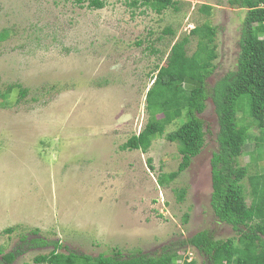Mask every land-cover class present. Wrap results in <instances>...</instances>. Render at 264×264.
Segmentation results:
<instances>
[{"label":"rangeland","instance_id":"rangeland-1","mask_svg":"<svg viewBox=\"0 0 264 264\" xmlns=\"http://www.w3.org/2000/svg\"><path fill=\"white\" fill-rule=\"evenodd\" d=\"M132 1L91 8L86 0H0V33H7L0 36V264L33 263L54 248L155 254L204 228L215 238L235 235L210 205L218 130L210 98L199 114L205 144L166 186L157 176L177 169V143L161 137L145 152L121 145L147 122L145 94L157 67L171 63V46L195 26L216 27L208 85L236 69L247 8L181 0L177 11L158 13ZM196 43L190 36L189 55H197ZM14 84L23 96L6 92ZM250 155L240 163H251ZM179 253L210 264L190 245Z\"/></svg>","mask_w":264,"mask_h":264},{"label":"trees","instance_id":"trees-1","mask_svg":"<svg viewBox=\"0 0 264 264\" xmlns=\"http://www.w3.org/2000/svg\"><path fill=\"white\" fill-rule=\"evenodd\" d=\"M84 1L75 0L79 5ZM86 1L91 8L104 6V0ZM180 1L142 0V4L160 13L167 8L177 11ZM230 3L247 8L236 69L209 86L207 78L214 65L206 57H216V27L205 23L192 28L171 46V63L157 67L145 94L147 122L121 148L145 152L153 140L161 137L177 143L180 154L177 169L157 176L158 185L166 186L203 148L206 133L199 114L210 98L218 122L216 148L210 159V205L217 221L229 225L235 235L215 238L204 228L183 241L165 244L155 254L138 251L125 256L114 248L111 253L93 257L60 253L54 248L48 254L36 256L33 263L22 264H199L179 253L186 245L196 248L210 264H264V0H230ZM204 8L209 12V6ZM164 33L173 31L165 28ZM6 34L4 30L0 36ZM193 35L197 38L194 53L197 55L187 53ZM13 88L19 89L21 96L25 94L19 84L9 85L6 92ZM175 122L178 123L175 129L166 132V127ZM245 153L251 154V163L242 165L240 158ZM257 162L258 168L250 175L249 167L253 168ZM176 193L181 200L185 189H177ZM3 258L10 263L13 255Z\"/></svg>","mask_w":264,"mask_h":264}]
</instances>
